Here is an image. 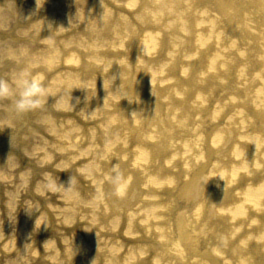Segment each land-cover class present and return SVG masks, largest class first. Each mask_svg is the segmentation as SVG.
<instances>
[{
	"label": "bare ground",
	"instance_id": "obj_1",
	"mask_svg": "<svg viewBox=\"0 0 264 264\" xmlns=\"http://www.w3.org/2000/svg\"><path fill=\"white\" fill-rule=\"evenodd\" d=\"M59 2L6 79H39L41 106L2 109L52 226L95 241L44 259L264 264V0Z\"/></svg>",
	"mask_w": 264,
	"mask_h": 264
},
{
	"label": "rangeland",
	"instance_id": "obj_2",
	"mask_svg": "<svg viewBox=\"0 0 264 264\" xmlns=\"http://www.w3.org/2000/svg\"><path fill=\"white\" fill-rule=\"evenodd\" d=\"M47 6L56 17L63 11L59 0H0V78L8 79L14 62L40 51L42 43L30 48L26 41L47 31ZM76 12L73 10V14ZM32 21L35 23L29 24ZM68 23L65 20L64 27ZM35 25L38 33L32 36ZM4 99L0 98V264H49L44 258L62 259L61 247L67 249L66 256L95 241L85 235L82 227L86 223L80 224L82 229L65 231L50 223L45 209H54L60 203L50 193L47 181L11 151L16 146L12 137L16 136L17 127L3 116ZM20 133L24 139L26 136ZM46 150L52 155L50 148ZM39 183L48 194L37 192Z\"/></svg>",
	"mask_w": 264,
	"mask_h": 264
},
{
	"label": "clouds",
	"instance_id": "obj_3",
	"mask_svg": "<svg viewBox=\"0 0 264 264\" xmlns=\"http://www.w3.org/2000/svg\"><path fill=\"white\" fill-rule=\"evenodd\" d=\"M49 27L52 28L51 24H49ZM18 87L20 91L17 94L6 79L0 78V98L15 97L11 106L14 115L22 116L41 106L45 86L39 79L32 78L27 73H21ZM123 179L122 174L116 171L113 181L117 188L122 184ZM62 187L66 193H70L73 187L72 178L70 177L67 184L62 185Z\"/></svg>",
	"mask_w": 264,
	"mask_h": 264
}]
</instances>
